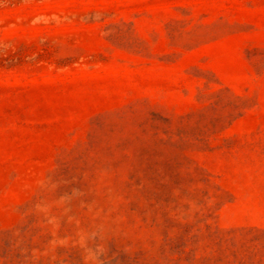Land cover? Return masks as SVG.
Instances as JSON below:
<instances>
[{
    "label": "rangeland",
    "instance_id": "rangeland-1",
    "mask_svg": "<svg viewBox=\"0 0 264 264\" xmlns=\"http://www.w3.org/2000/svg\"><path fill=\"white\" fill-rule=\"evenodd\" d=\"M0 264H264V0H0Z\"/></svg>",
    "mask_w": 264,
    "mask_h": 264
}]
</instances>
